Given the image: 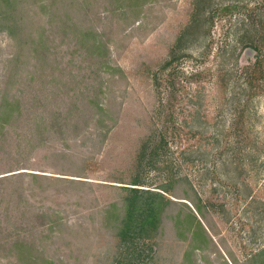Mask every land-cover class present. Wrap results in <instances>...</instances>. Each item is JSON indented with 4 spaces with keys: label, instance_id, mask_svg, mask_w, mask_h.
Instances as JSON below:
<instances>
[{
    "label": "rangeland",
    "instance_id": "obj_1",
    "mask_svg": "<svg viewBox=\"0 0 264 264\" xmlns=\"http://www.w3.org/2000/svg\"><path fill=\"white\" fill-rule=\"evenodd\" d=\"M260 2L0 0V264H261ZM169 105L194 193L148 163ZM121 186L170 199L153 250L125 257Z\"/></svg>",
    "mask_w": 264,
    "mask_h": 264
},
{
    "label": "trees",
    "instance_id": "obj_2",
    "mask_svg": "<svg viewBox=\"0 0 264 264\" xmlns=\"http://www.w3.org/2000/svg\"><path fill=\"white\" fill-rule=\"evenodd\" d=\"M259 7H264V0H261ZM230 8L231 6L229 5L223 6L219 11H226ZM256 57L257 56L255 55V59ZM250 63V65H254L255 61H251ZM170 64L171 60L169 59L164 63L165 69L170 67ZM193 76L197 77L196 74H193ZM172 80L173 78L166 81V88H168L169 98H171L176 92L175 83ZM176 128L177 127L173 123L172 105H169L166 107L165 123L159 130L160 137L157 140L150 141V143L148 144V163H150V166L154 169L166 173V178L168 177V179H166L167 181L162 184V191L168 193L175 182L183 181L185 182L187 187H189L190 190L194 193L195 190L193 189L191 183L187 181V178L183 176L178 177V180L175 179V174L174 172H172V162L166 159V155L168 153V137L170 135L175 136ZM64 179H68L67 181H84L69 178ZM130 184H137V180L132 181ZM121 187L127 190L128 193L124 197V215L117 225L116 236L119 238L120 243L125 249V257L137 252L140 249L141 243L142 246H144L145 243H143V241L145 239H148L149 241L148 249L153 250L152 246L154 242L152 241V239L155 237L158 231L163 208L167 203L170 202V199L166 198L162 191L159 192L156 190L142 189L131 186ZM187 200L192 202L196 211H199V204L193 202L192 199L188 198ZM140 253L141 250L139 252V255ZM263 256L264 248H261L258 252L251 255L253 261L257 260L261 264H264Z\"/></svg>",
    "mask_w": 264,
    "mask_h": 264
}]
</instances>
